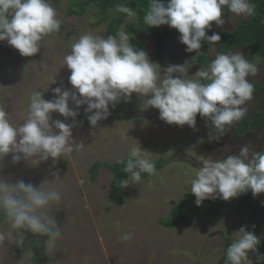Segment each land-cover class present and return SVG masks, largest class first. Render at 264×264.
<instances>
[{
	"label": "rangeland",
	"instance_id": "rangeland-1",
	"mask_svg": "<svg viewBox=\"0 0 264 264\" xmlns=\"http://www.w3.org/2000/svg\"><path fill=\"white\" fill-rule=\"evenodd\" d=\"M61 20L59 32L43 37L40 51L31 57L21 56L18 50L0 41V108L11 115L14 123H22L28 115V105L33 91L53 95L51 89L61 86L70 89V70L62 66L64 55L70 51L69 45L81 34L91 32L105 37L107 21L98 25L97 11L89 9L82 16L67 14L69 0L49 1ZM223 12V11H222ZM224 23L217 26L212 22V33L222 30L232 31L237 22H244L232 13H223ZM137 16L126 17L119 31L133 27L130 43L138 42L149 30L141 31ZM171 36L163 40L161 52L157 55L156 42L149 38L139 48L144 50L150 61L163 69L172 64L187 62L188 76L194 79L202 65L194 62L200 54L185 51L179 42V33L165 25ZM154 29V28H153ZM161 31V27L156 28ZM246 54L244 47L232 52ZM215 57L210 54V60ZM257 71L246 79L264 82V58L251 61ZM207 68V67H204ZM179 75V74H176ZM52 78L55 83H51ZM260 83L253 84L258 90ZM254 106L258 94H254ZM81 106L80 112L84 113ZM248 109V108H247ZM248 114V111L247 113ZM73 124L64 117H56ZM247 117V115L245 116ZM237 124L226 126L223 133H217L211 123L204 124L196 119V127L169 125L159 119V110L148 107L146 99L133 93L129 102L121 100L114 108L110 106L107 119L96 127L74 123V138L83 142L79 152L41 162L32 166L29 162L13 163L11 154L0 160V176L7 182L17 180L30 182L34 186L56 188L61 200L50 206L49 215L54 216L61 228V237L49 250L45 245L47 237L24 231L23 243L18 246L13 240L0 244L2 264H32L39 252L40 264H217L225 253V242L235 239L241 226L249 231V212L236 209V199L222 209L217 217L195 220L190 225L176 224L172 227L161 225L160 218L166 217L170 208L184 199L190 192L191 180L202 167V159H214L228 155H238L240 148L247 145L259 152L264 140V129L237 136ZM210 136H216L210 139ZM140 146L152 155L150 160L163 159L164 165L154 174L139 182L129 181L125 188L127 196L122 204L108 200L111 193L109 181L112 174L106 168H99L91 179L89 168L94 162L113 163L126 157L130 146ZM9 225L0 222V231H9ZM124 233H131V240H123ZM254 234L264 242V223ZM32 240L38 241L34 247ZM250 252V251H249ZM249 255V253H248ZM249 258V257H248ZM262 260H250L249 264H259Z\"/></svg>",
	"mask_w": 264,
	"mask_h": 264
},
{
	"label": "clouds",
	"instance_id": "clouds-1",
	"mask_svg": "<svg viewBox=\"0 0 264 264\" xmlns=\"http://www.w3.org/2000/svg\"><path fill=\"white\" fill-rule=\"evenodd\" d=\"M237 18L255 15V5L250 0H148L143 23L147 27L167 25L179 33V42L185 51L198 53L202 41L215 45L221 36L213 32L212 22L224 23L222 9ZM116 12L135 17L136 12L120 4ZM49 0H0V41L18 50L24 57L40 51V42L46 35L59 32L61 20ZM129 34L120 30L115 35L81 34L69 45L62 66L70 70V89L52 88V98L45 100L41 91H33L28 105L27 118L14 123L11 115L0 108V160L11 154L12 162H29L38 166L41 162L79 152L84 143L73 136V124L52 119L53 112L75 122L84 107L90 126L110 115L123 100L129 102L133 93L146 99L148 107L159 110V119L177 126L187 125L195 129L196 116L210 121L217 133L226 126L244 119L248 111L246 102L252 98L253 85L246 77L255 74L256 67L245 59L240 51L219 52L202 67L188 76L185 64L168 65L163 69L150 61L147 53L130 43ZM179 74V75H176ZM51 83H55L52 78ZM216 136H210L215 139ZM152 154L140 146H130L127 156L118 163L124 164L128 179L119 181L126 188L129 180L139 182L142 173L154 174ZM26 183L20 179L7 182L0 176V216L11 230L0 231V244L7 240L23 243L24 231L47 237L45 245L51 250L61 237V228L50 206L61 200V193L52 187ZM251 191L253 197L264 193V151L256 152L247 145L238 155L214 159H202V167L191 180L190 192L196 206L208 199L228 201ZM123 240H131V233H124ZM259 238L241 226L226 250L225 264H249L248 253H257ZM261 254L257 253L259 259ZM2 264V262H0Z\"/></svg>",
	"mask_w": 264,
	"mask_h": 264
},
{
	"label": "trees",
	"instance_id": "trees-1",
	"mask_svg": "<svg viewBox=\"0 0 264 264\" xmlns=\"http://www.w3.org/2000/svg\"><path fill=\"white\" fill-rule=\"evenodd\" d=\"M53 1L55 4L59 0H49ZM70 4L68 5L67 14L69 16H82L85 11L89 9H94L97 11V14L100 15V18L96 22V25L107 21V28L105 32V37L108 35H115L120 28L121 23L124 18L127 16L123 13L116 12V7L120 4H125L126 6L132 8L137 14L139 20V27L141 31L145 32L149 30L148 34L142 36L138 39V42L133 43L137 48H140L147 39L152 38L156 42L157 55L160 54L163 40L171 36V31L167 30L165 25L160 26L161 31H157V27H147L143 23L144 11L147 8L148 0H69ZM250 3L255 5V15L249 16L244 22L238 21L236 27L232 31L222 30L219 32L221 40L215 45L210 44L207 41H202L200 54L194 56V62L199 63L204 67H208L210 61V54H216L219 52H230L237 47H244L246 54L244 55L245 59L251 61L254 58H264V0H250ZM223 13H231L228 11L225 6L222 9ZM154 28V29H153ZM212 29L207 31V35L212 34ZM129 34L134 33V28L130 27L126 30ZM131 38V37H130ZM132 39V38H131ZM130 39V40H131ZM260 88V87H259ZM53 95H48L43 93V98L45 100L51 99ZM264 104V99L262 100ZM56 117H63L59 113L53 112ZM65 118V117H64ZM72 123L89 126L87 118L83 112H80V115L76 117L75 122L72 118H65ZM196 119L204 124H209L210 121L205 118H201L197 114ZM264 122L263 111H254L251 120H240L237 122L234 132L237 136H242L249 130L250 132L255 131L262 123ZM260 151H264V143ZM259 151V152H260ZM119 161V160H118ZM118 161L113 163H103L96 161L89 168L91 174V179L94 180L95 172L99 168H106L112 174L109 185L111 188V193L108 200L115 202L116 204H122L123 199L127 196L125 188L119 187V181L123 179H128V174L123 172L124 164L118 163ZM155 164L156 170L164 165L163 159H154L151 160ZM148 173H142L141 179H145L149 176ZM131 181V180H129ZM231 204V201H224L222 199H208L202 202L198 207L195 204V196L191 193H188L184 196V199L180 202H177L174 206L170 208V212L166 217L160 218L159 222L161 225L166 227H172L176 224L190 225L197 219L217 217L220 215L222 209L228 207ZM236 209L238 211L246 210L249 212V231L255 232L258 227L264 223V193L258 194L256 197H253L251 191L238 195L236 199ZM0 222H4V218L0 216ZM231 241L225 242L224 246L227 250ZM32 245L38 247V241L32 240ZM221 262L217 264H225V255ZM257 253L261 254L260 258H257ZM257 253L252 251L249 252L250 260H262L264 264V242H260L257 245ZM41 254L38 252L37 255L33 258L32 264H40L39 259Z\"/></svg>",
	"mask_w": 264,
	"mask_h": 264
},
{
	"label": "flooded vegetation",
	"instance_id": "flooded-vegetation-1",
	"mask_svg": "<svg viewBox=\"0 0 264 264\" xmlns=\"http://www.w3.org/2000/svg\"><path fill=\"white\" fill-rule=\"evenodd\" d=\"M249 82L250 83L254 82V79H251V81H249ZM257 82L260 83V88L258 90H253V94H252V95L258 94L257 104L254 106L253 96H252V98L249 101L246 102L245 107L248 108V114H246L247 117H245L244 120L245 119L246 120H251L254 111L262 110L263 114H264V104L262 102V100L264 99V82H262L261 80H257ZM241 120H243V119H241ZM262 129H264V122L253 132H250L249 130H246L244 135L248 134V133H254V132H257V131L262 130ZM263 143H264V140H263ZM263 143H262V145H263ZM261 148H262V146H261Z\"/></svg>",
	"mask_w": 264,
	"mask_h": 264
},
{
	"label": "crops",
	"instance_id": "crops-1",
	"mask_svg": "<svg viewBox=\"0 0 264 264\" xmlns=\"http://www.w3.org/2000/svg\"><path fill=\"white\" fill-rule=\"evenodd\" d=\"M231 52V51H230ZM257 82V80H254V82H252L251 84L253 85L254 83H256Z\"/></svg>",
	"mask_w": 264,
	"mask_h": 264
}]
</instances>
